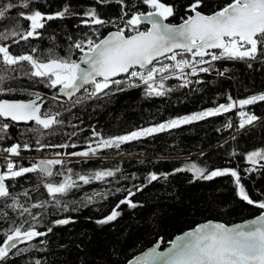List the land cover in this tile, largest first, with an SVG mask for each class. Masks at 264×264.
Returning a JSON list of instances; mask_svg holds the SVG:
<instances>
[{"label": "trees", "instance_id": "trees-1", "mask_svg": "<svg viewBox=\"0 0 264 264\" xmlns=\"http://www.w3.org/2000/svg\"><path fill=\"white\" fill-rule=\"evenodd\" d=\"M8 2L9 0H0V4ZM12 2L17 3L18 0ZM165 2L172 3L178 9L177 16L168 18V22L180 23L181 17L185 15L184 5L189 0ZM230 2L231 0H206L208 6L202 8V11L210 13ZM65 3H70L77 12H82L93 4V0H38L33 7L42 12L54 13ZM125 3L130 5L124 9L129 13L128 16H123L121 5L115 0L107 5H97L101 17L115 23L97 26L98 36H93L94 39L102 38L110 30L123 28L133 12L151 10L147 5L140 4L139 0H125ZM20 11L27 10L20 7L10 9L6 15L15 19L0 21V28L19 23L27 29L29 22L18 17ZM146 28L147 26L141 25L140 30ZM125 32L133 33L132 30ZM85 33L92 35V29L80 24L79 15L57 19L48 22L42 39L21 41L18 45L13 44L11 50L14 54H24L35 47L38 49L35 55L46 60L49 57L48 49L55 48L60 56H64L71 43L67 38L71 36L73 40L82 39ZM52 36H55V40L51 39ZM72 51V58L78 60L81 53L74 49ZM249 63L251 67L248 66ZM29 70L30 66L25 63L24 71ZM211 72L213 73L204 75L195 85L177 86L167 91L164 96L146 95L142 84L124 91H116L113 87L109 95L86 99L75 106L62 97L53 99L57 96V89L49 88L39 78L29 80L18 73H12L17 79L7 80L4 86L15 91L0 93V99L29 100L34 97L30 93H39L44 101L42 111L59 112V119L63 120V124L56 126L54 130H46L51 131V134L41 137L27 131L36 127L34 122L16 124L0 118V123L7 122L10 125L8 135L0 141V148L27 142L32 145V150L22 152L29 155L85 150L91 141L99 138L94 136V132L104 138L121 136L228 103L229 95L238 101L264 93V62L260 60H224L214 64ZM86 95L85 90H82L73 100ZM245 108L263 116V119L235 135V139L231 137L232 127H226L233 120L235 109H232L215 117L122 144L119 149L104 150L91 160L67 162L66 167L60 168L56 165L55 171L59 169L64 175H68L66 168H71L73 174L119 169L114 177H106L103 181H92L88 185L78 181L81 187L59 197L62 204H68L67 211L55 207L52 197L42 186V177L39 174L29 173L11 181V191L18 196L20 204L31 209V215L25 213L21 217L19 209L5 206L11 204L10 199L0 200V228L7 229L22 223L27 228L35 223L32 216L40 220L37 224L39 231H46L52 226L51 222L57 219L70 218L72 222L53 226V231L45 237L20 243L19 248L31 246L30 250L21 256H16V250H13L8 260L0 264H34L37 259L41 264H127L131 257L159 239L162 240V247H165L176 234L199 222L214 219L231 224L256 216L261 210L237 196L230 176L209 181L197 179L188 170L175 171L184 166L190 168L192 165L209 171L236 168L240 171L242 182L250 196L254 200L264 199V169L257 165L258 170L247 173L251 165L246 158L247 153L264 148V102ZM73 132L76 135H72ZM37 139L44 144L68 143L76 144L77 147H52L41 151L36 148ZM33 162L35 160H17L16 164L28 167ZM3 163V159H0L1 166ZM260 163L264 164V161ZM152 172L161 178L149 183L147 177ZM73 179H76L75 175ZM62 180L63 175L54 178L56 183ZM38 186L39 189L34 190ZM136 187H142V191L137 192ZM117 189L121 191L117 192ZM129 189L136 193L131 199L138 206L131 208L126 204L120 205L117 210L121 215L116 220L98 224L97 221L107 217L119 201L125 198V190ZM25 191L28 192L27 196L23 195ZM89 196L93 197V203H88ZM45 201L48 203L44 208L32 207ZM3 213H7V216H3ZM25 220L27 223H24ZM12 221L16 222L15 225Z\"/></svg>", "mask_w": 264, "mask_h": 264}, {"label": "snow or ice", "instance_id": "snow-or-ice-1", "mask_svg": "<svg viewBox=\"0 0 264 264\" xmlns=\"http://www.w3.org/2000/svg\"><path fill=\"white\" fill-rule=\"evenodd\" d=\"M37 2L38 0H18L17 3H13L9 0L6 4H0V21L14 20L15 18L8 17L6 14L10 9L20 7L27 11H20L18 17L29 22L27 29L19 23L8 28H0V93L15 91L4 85L7 80L17 79V76H13L12 73H18L29 80L39 78L49 88L58 89V93L66 96L73 106L86 99L107 96L113 87L116 91H124L126 88L140 87L141 84L145 87L146 95L159 97L171 91V89H165L166 80L178 75L179 79L184 81V85H187L191 81L186 77L208 73L211 70L212 61L228 59L264 62V0H231L219 10L210 13L202 11V8L208 6L206 0H189L184 5L185 15L181 17L179 24L165 23L168 18L177 16L178 9L172 3H167L165 0H139L140 4L147 5L151 10L146 13L133 12L125 21L123 28L118 27L116 31L98 40L93 38L98 36L97 26L103 27L115 21L103 19L97 11V5H107L113 0H93V4L82 12H77L70 3H65L54 13L42 12L39 8L33 7ZM115 2L121 5L123 16H128L129 13L124 9L130 5L126 4L125 0H115ZM76 15L80 16L81 25L92 29V35L85 33L83 38L78 40H73L69 36L67 39L71 43L64 56H60L55 48L48 49L49 57L46 60H41L35 55L38 51L35 47L24 54H14L11 50L13 44L18 45L21 41L42 39L43 30L48 22ZM141 24L151 26L141 31ZM73 27L77 26L73 25ZM125 28L131 29L134 34L126 35ZM51 39L55 40V36ZM73 49L82 54L79 60L72 58ZM25 63L30 66L29 71H24ZM248 66L251 67V63ZM185 69H190V72H186ZM81 89H84L87 95L73 100L75 94ZM23 90L27 91V89ZM30 95L35 98L28 101L0 99V118L10 119L12 122H34L36 127L29 128L27 131L41 137L51 134V131L46 132V130H54L56 126L63 124V120L59 119L61 114L53 113L51 110L42 111L44 101L40 94L32 92ZM53 99L58 100L59 95L54 96ZM227 99L228 103L219 104L217 107L183 115L121 136L104 138L94 132V136L99 138L91 141L85 150L57 152L55 154L57 158L41 159L28 167L16 164L12 158L21 157L22 150L31 151L30 143L25 142L23 145L13 143L8 147L0 148V158L4 161L0 166L4 169L0 170V200L10 199L11 204L5 206L14 210L19 209L21 217L25 213L31 215V209L18 202V196L11 191L10 182L26 174L37 173L42 177V186L52 197L55 207L67 211L68 204H62L59 197L67 195L74 188L81 187L78 181L84 185L92 181H103L106 177H114L119 169L73 174L71 168H66L68 175H64L63 172L54 173V166L66 167L67 162L62 158L63 156L91 160L104 150L119 149L122 144L142 137L215 117L230 112L236 107L244 108L257 102H264V93L238 101L233 100L230 95ZM239 116L241 117L239 129L252 125L260 119L254 113L244 111H240ZM9 127L7 122L0 123V141L8 135ZM226 127H232L231 121L226 124ZM72 135L76 133L73 132ZM52 147L68 149L76 148L77 145L68 143L50 145L41 143L39 139L36 140L37 150L42 151ZM246 158L253 166L247 169V173L258 170L257 165L264 169V164L260 163L264 161V148L247 153ZM185 170L192 171L197 179L209 181L217 177L230 176L236 187L237 196L249 205L259 208L261 214L246 223L231 227L223 223L202 224L192 232L185 233L184 236L172 241V246L166 253L157 251L159 247L157 245L136 257L135 264H264V199L254 200L250 196L242 182L243 177L236 168L209 171L192 165L188 169L175 171ZM54 175H63V180L59 183L52 182L49 178ZM73 175L76 179H73ZM160 178V175L152 172L147 180L150 183ZM38 189L39 186L34 190ZM116 191L119 192L121 189ZM125 191H127L125 198L119 201L107 217L97 221L98 224H107L116 220L121 215L117 210L120 205L126 204L131 208L138 206L131 199L136 193L130 189ZM136 191H142V187H136ZM23 195L27 196L28 192L25 191ZM87 201L93 203V197H87ZM46 203L48 202L32 207L44 208ZM2 215L6 217L7 213ZM32 220L35 223L27 228H24L23 223L7 229L0 228V262L8 260L13 250H16L14 253L16 256H21L30 250L31 246L19 248L20 243L45 237L53 231V226L67 225L72 222L70 218L57 219L51 222L52 226H49L46 231H39L37 224L40 220L36 216H32ZM11 223L15 225L16 222ZM24 223H27V220ZM34 264H41V261L37 259ZM128 264H133V261H129Z\"/></svg>", "mask_w": 264, "mask_h": 264}, {"label": "built area", "instance_id": "built-area-1", "mask_svg": "<svg viewBox=\"0 0 264 264\" xmlns=\"http://www.w3.org/2000/svg\"><path fill=\"white\" fill-rule=\"evenodd\" d=\"M214 51H217L218 50H214ZM179 58V57H178ZM205 59H210V57H205ZM224 60H228V59H221V60H218V61H212L211 62V67L218 63V62H221V61H224ZM164 62H168V61H164ZM202 67H208L209 65H200ZM186 72H190V69H185ZM213 72H211V70L208 72V73H198L197 75H192V76H188L186 77L188 80L191 81V83L187 84V85H184V81L179 79L178 75L176 77H172L168 80H166L164 82V85H165V89H173L177 86H190V85H195L196 83H198L197 81H200V79L204 76V75H207V74H211ZM137 83H139V81L137 80ZM90 91V89H89ZM235 109V108H234ZM240 111H244L246 113H254L256 116H258L260 119L256 122H254L252 125H246L245 128L243 129H239V121L241 119V117L239 116V112ZM263 119V116H260L258 114H256L255 112H250L248 111L247 109L245 108H236L235 109V112H234V116H233V120L231 122L232 124V135L231 137H234L235 135L239 134L240 132H242L243 130L245 129H248L252 126H254L255 124H257L259 121H261ZM53 158H57L55 156V154H50L48 155L47 157H42V159H53ZM66 162L68 161H76L78 159H83V158H79V157H71L69 158L68 156H63L62 157ZM13 159H16V158H13ZM40 160V159H39Z\"/></svg>", "mask_w": 264, "mask_h": 264}, {"label": "water", "instance_id": "water-1", "mask_svg": "<svg viewBox=\"0 0 264 264\" xmlns=\"http://www.w3.org/2000/svg\"><path fill=\"white\" fill-rule=\"evenodd\" d=\"M149 11H150V10H149ZM146 12H147V11H146ZM146 12H145V13H146ZM165 23H170V22H168V20H166ZM172 24H173V23H172ZM178 24H179V23H178ZM141 25L147 26V28L151 26V25H149V24H141ZM116 30H117V29H113V30L108 31V32H107L102 38L106 37L110 32H113V31H116ZM141 31H143V30H141ZM125 34H126V33H125ZM131 34H134V33H131ZM131 34H126V35H131ZM102 38H100V39H102ZM81 55H82V54H81ZM78 60H79V59H78ZM122 76H123V74H122ZM118 78H121V77H118ZM82 90H84V89H81V91H82ZM81 91H80V92H81ZM80 92H77V93L75 94V96L78 95ZM56 94L59 95V97H62V98H64V99L68 100V98H67L66 96H64L63 94H59V93H58V89L56 90ZM75 96H74V97H75ZM41 97H42V96H41ZM74 97H73V98H74ZM42 98H43V97H42ZM3 99H5V98H3ZM32 99H34V98H32ZM7 100H11V99H7ZM18 101H19V100H18ZM22 101H28V100H22ZM2 119H4V118H2ZM4 120H5V119H4ZM9 121H10V119H9ZM11 122H12V121H11ZM13 123H16V124H30V123H32V122H24V121H20V122H13ZM40 160H41V159H40ZM37 161H38V160H37ZM188 168H189V167L184 166V167H182L181 169H188ZM0 170H3L2 167H0ZM53 171L55 172V166H54V168H53ZM190 172H192V171H190ZM192 173H193V172H192ZM193 174H194V173H193ZM194 176H195V175H194ZM259 214H261V212H260ZM259 214H257L256 216H258ZM256 216L251 217V218H248V219H245V220H242V221H238V222H235V223H231V224H228V223H226V222H224V221H220V220H214V219H209V220H205V221L199 222V223H197L196 225H194L192 228L186 229L185 231H183V232H181V233H179V234H176V235L173 237V239L170 240V241L168 242V244H167L165 247H162V240L159 239L156 243H154V244L148 246V247L145 248L144 250H142V251L138 252L137 254H135L133 257H131V258L128 260V262H129V261H133V264H135V258H136V257L141 256L143 253L148 252L150 249L156 247L157 245H159V247L157 248V251H159V252H165V253H166L167 250L172 246V245H171V242H172V241L176 240L177 237L184 236L185 233H190V232H192L193 230H195L196 228H198V227H199L200 225H202V224H206V223H209V222H212V223H223V224H225V225L231 227V226L236 225V224H243V223H246V222L249 221V220L255 219ZM128 262H127V264H128Z\"/></svg>", "mask_w": 264, "mask_h": 264}, {"label": "rangeland", "instance_id": "rangeland-1", "mask_svg": "<svg viewBox=\"0 0 264 264\" xmlns=\"http://www.w3.org/2000/svg\"><path fill=\"white\" fill-rule=\"evenodd\" d=\"M140 27H141V25H140ZM117 29V28H116ZM131 29H128V28H125V31H130ZM126 33V32H125ZM0 96H1V94H0ZM237 101V100H236ZM236 108H240V107H236ZM235 108V109H236ZM245 108V107H244ZM190 115V114H189ZM168 121V120H167ZM163 122H166V121H163ZM163 122H161V123H163ZM158 124H160V123H158ZM158 124H154V125H158ZM154 125H151V126H154ZM148 127H150V126H148ZM144 128H147V127H144ZM140 129H142V128H140ZM137 130H139V129H137ZM134 131H136V130H134ZM132 132V131H131ZM130 132V133H131ZM128 134V133H127ZM125 135V134H124ZM94 146V145H93ZM48 155H50V154H36V155H29V154H26V153H23L22 151H21V157H13V158H16V159H13V161L16 163L17 162V160H28V161H31V160H35V162L37 161V160H39V159H42V157H47ZM0 159H2V158H0ZM78 160H80V159H78ZM248 161V160H247ZM68 162H71V161H68ZM260 162H262V161H260ZM248 163L251 165V163L248 161ZM59 166V168H60V166L61 165H58ZM253 166L251 165V168H252ZM55 172H59V169H58V171H55ZM54 172V173H55ZM56 176L54 175L52 178H50L49 180H51L52 182H54V178H55Z\"/></svg>", "mask_w": 264, "mask_h": 264}, {"label": "flooded vegetation", "instance_id": "flooded-vegetation-1", "mask_svg": "<svg viewBox=\"0 0 264 264\" xmlns=\"http://www.w3.org/2000/svg\"><path fill=\"white\" fill-rule=\"evenodd\" d=\"M33 98H35V97H33ZM43 99V98H42ZM0 166H1V164H0Z\"/></svg>", "mask_w": 264, "mask_h": 264}]
</instances>
